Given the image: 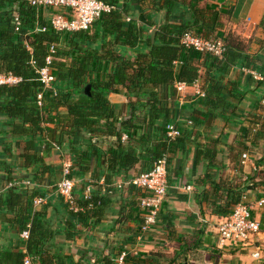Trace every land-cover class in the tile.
<instances>
[{
    "label": "crops",
    "instance_id": "obj_1",
    "mask_svg": "<svg viewBox=\"0 0 264 264\" xmlns=\"http://www.w3.org/2000/svg\"><path fill=\"white\" fill-rule=\"evenodd\" d=\"M185 3L170 16V23L191 25L193 31L207 39H223L230 35L244 40L248 47L243 55V68L232 69L221 84L223 98L234 111L220 113L215 119L203 117L207 109L200 103L202 97L191 87L183 93L175 90L171 100L162 96L164 104L176 107L174 122L178 124L181 136L175 140L165 136L170 143L168 189L158 214L157 227L139 241L137 221L142 212L138 201L142 193L132 187H116L118 183L141 174L144 162L140 161L129 171L124 176L126 179L117 176L111 186L104 185L108 171L107 154L115 146V138L98 139L86 133L74 138L75 146L86 154L87 164L72 174V157L67 145L58 148L46 135L13 134L9 119L0 113V264H3L4 254L25 251L22 246L28 239L20 237L18 220L25 207V198L34 193L38 195L36 198H46V203L34 208L32 202L33 213L42 215L49 230L60 232L52 242L48 240L46 248H52L51 251L58 253L68 264H115L123 252L128 253V259L141 258L146 264L164 261V258L159 260L150 254H172L173 264H180L179 259L186 264H257L251 256L255 251L252 246H218L217 224L223 216H217L216 212L226 201V196L221 191L217 197L213 195L211 182L228 189H241V201L253 207V216L263 231L256 247L262 251L264 264V205L257 207V203L264 200V140H258L254 146L251 138L245 137L251 127L249 118L255 112L259 113L256 108H260L264 98V83L250 75L254 72L264 76V28L260 26L264 17V0H185ZM131 4L133 17L128 18L141 25L138 18L143 11L135 0H131ZM144 14L151 20L150 32L168 21L166 10L156 12L147 8ZM210 64V57L204 54L195 61L199 89L203 93L208 76L215 74L216 68ZM234 82L237 85H230ZM108 100L118 107L122 118L128 115L129 99L124 90L110 94ZM194 119L198 121L189 125ZM44 127L53 129L54 124L47 123ZM243 146L247 150L241 152ZM25 154L29 158L27 162ZM33 154L43 162L35 165ZM64 165L71 166L78 211V200L83 199L86 188L91 186L94 189L97 185L103 195L107 194L101 210L89 219L88 226L77 225L75 234L67 225L68 222L76 224L69 213L75 211L56 192ZM186 186L191 187L189 192L184 190ZM181 244L185 247L184 255L175 258V254L182 251ZM218 253L226 255L224 258L228 261L216 262ZM201 254L208 255L204 263L199 260Z\"/></svg>",
    "mask_w": 264,
    "mask_h": 264
},
{
    "label": "trees",
    "instance_id": "obj_2",
    "mask_svg": "<svg viewBox=\"0 0 264 264\" xmlns=\"http://www.w3.org/2000/svg\"><path fill=\"white\" fill-rule=\"evenodd\" d=\"M98 1L116 6L118 10L103 14L87 31L55 33L49 19L61 11L43 7L36 9L27 0H0V74H12L22 79L16 86L0 87V113L9 119L13 134L46 135L49 142L58 148L67 145L72 157V174L87 164L86 154L75 146L74 138L81 133L98 139L115 138L116 144L107 154L108 171L104 176V185L111 186L115 177L125 178L140 161L144 162L142 173L148 172L162 157H166L169 164L170 143L166 141L165 127L175 123L176 107L164 104L162 96L171 100L175 94V83L190 85L199 79L195 61L200 54L182 47L179 38L184 32L207 38L193 31L191 25L169 22L179 5L186 4L185 0H135L143 11L138 18L141 25L134 20L125 21L126 17H133L131 0ZM147 8L156 12L166 10L168 21L150 32L152 23L144 14ZM16 14L22 21L19 34L12 26V18ZM37 24L46 26V32L35 33ZM260 26L264 28V17ZM210 40H220L225 47L222 59L208 55L210 66L216 69L214 75L209 77L207 74L205 95L200 100L207 109L203 117L215 119L220 113L234 111L223 98L221 84L232 69L243 68V55L248 46L244 40L230 35ZM26 44L31 48L32 56ZM53 44L56 53L51 71L55 80L50 90L43 91L30 61L35 62L36 68H42ZM230 85H237V82ZM87 87L88 94L84 92ZM123 90L129 99L128 115L124 118L118 107L108 100L110 94ZM40 92H43L41 107L36 104ZM256 109L259 113L255 112L249 118L251 127L245 133L254 146L258 140H264V110L262 106ZM195 121L198 120L190 121L191 125ZM47 123L54 124V128L44 127ZM123 135L127 136L125 141L122 140ZM246 150L243 146L241 152ZM32 157L35 165L43 162L37 154ZM24 159L26 162L29 159L26 154ZM211 187L216 197L220 191L226 196V201L218 206L217 216H226L241 202V189H228L216 182H211ZM36 196L34 193L25 198V207L18 220L19 233L30 225L28 241L22 246L25 251L4 254L3 264H24L26 256L32 264H68L58 253L52 252V248H46L48 240L52 242L60 232L49 230L42 215L33 213L32 202ZM106 198L107 194L103 195L101 187L96 185L89 200H78L79 211L69 212L76 224L68 222V230L75 234L77 225L88 226L89 219L101 210ZM212 205L216 207L214 202ZM137 222L140 229L143 212ZM180 246L182 251L176 253L175 258L184 255L185 247ZM173 260L169 264H173ZM126 264H146V261L127 258Z\"/></svg>",
    "mask_w": 264,
    "mask_h": 264
},
{
    "label": "built area",
    "instance_id": "obj_3",
    "mask_svg": "<svg viewBox=\"0 0 264 264\" xmlns=\"http://www.w3.org/2000/svg\"><path fill=\"white\" fill-rule=\"evenodd\" d=\"M27 3L38 8H50L61 11L53 14L49 19V25L55 33H73L87 31L90 26L99 19L103 14H108L118 10L116 6L105 4L98 0H27ZM129 22L128 17L125 18ZM13 30L16 34L21 33L22 21L18 14L12 18ZM35 33L46 32V26L36 25ZM179 43L182 47L192 50L199 54L210 55L217 59H222L225 52V47L220 40L204 39L194 35L192 32H184L179 38ZM26 49L32 56V50L26 44ZM56 53V46L53 44L48 49V55L45 59V65L42 68H36L35 62L31 59L30 65L34 68L37 76L36 81L42 85L43 91L51 89L55 77L51 71V65ZM254 80L264 83V76L250 72ZM22 82L20 77L12 74H0V87H13ZM198 80L188 85L185 83H175L174 89L177 93H183L188 87L196 89V95L203 97L204 93L200 91ZM43 92L37 94L36 104L42 106ZM261 106L264 110V98L261 101ZM191 125V122H189ZM166 136L169 140H175L181 136L179 126L175 123L168 124L165 127ZM127 139L126 135L122 136V140ZM246 158V155H243ZM70 165H64L61 172V179L56 185V192L69 205L73 211H78L76 199L74 196V182L70 178ZM103 184V181L101 182ZM121 189L124 187H132L141 191L142 196L139 200V208L143 212V222L139 229L138 240L142 241L143 236L150 233L157 227V218L160 212L161 205L166 197L168 189L167 181V160L162 157L154 162L152 168L148 172L136 175L126 182H120L116 185ZM92 187H88L84 192V200H89L91 197ZM184 190L189 192L191 187H184ZM46 203V198L38 197L33 201V207H39ZM264 205V200L257 203L260 208ZM253 207L246 202H239L231 211L222 217V220L217 224V242L219 247H239L249 248L252 246L255 251L252 253V258L257 264H262V251L256 247V243L260 241L259 237L263 233L261 224L253 216ZM30 225L20 233V237L24 240L29 238ZM135 256V255H134ZM129 257L128 253H121L115 261V264H126ZM24 264H32L31 259L24 258Z\"/></svg>",
    "mask_w": 264,
    "mask_h": 264
},
{
    "label": "rangeland",
    "instance_id": "obj_4",
    "mask_svg": "<svg viewBox=\"0 0 264 264\" xmlns=\"http://www.w3.org/2000/svg\"><path fill=\"white\" fill-rule=\"evenodd\" d=\"M261 174H263V173H261ZM194 243V242H193ZM239 252V251H238ZM221 253H225V252H221ZM221 253H218L217 254V256L215 257V259H216V262H218L219 260H223V261H228V259L227 258H224V256H226V255H223V254H221ZM151 256H155V257H159V260L160 259H163L164 258V261H161V262H163V263H161V264H164L165 262L167 263H169L171 260H172V254H168V256H167V254H160V255H156V254H150ZM206 257H208V255L207 254H201V256H200V258H199V260L201 261V263H204V258H206ZM179 261H180V264H186L185 263V261L184 260H182V259H179ZM230 261V260H229ZM165 263V264H166ZM155 264H160L159 263V261L158 260H156L155 261Z\"/></svg>",
    "mask_w": 264,
    "mask_h": 264
},
{
    "label": "water",
    "instance_id": "obj_5",
    "mask_svg": "<svg viewBox=\"0 0 264 264\" xmlns=\"http://www.w3.org/2000/svg\"><path fill=\"white\" fill-rule=\"evenodd\" d=\"M84 92L88 94V92H89V87H87V88L85 89Z\"/></svg>",
    "mask_w": 264,
    "mask_h": 264
}]
</instances>
